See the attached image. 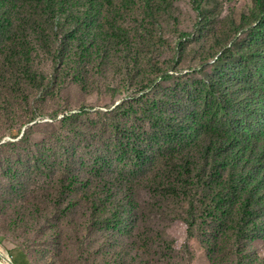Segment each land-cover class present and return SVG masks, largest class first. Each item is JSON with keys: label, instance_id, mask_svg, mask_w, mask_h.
Segmentation results:
<instances>
[{"label": "trees", "instance_id": "1", "mask_svg": "<svg viewBox=\"0 0 264 264\" xmlns=\"http://www.w3.org/2000/svg\"><path fill=\"white\" fill-rule=\"evenodd\" d=\"M176 1L0 0V82L23 96L68 75L83 84L81 73L108 71L115 48L131 40L127 20L138 16L137 32H145L149 21L171 15ZM190 3L203 22L205 0ZM250 18L253 39L225 42L216 60L186 81L141 64L135 48L125 74L129 85L151 89L150 97L109 109L93 131L77 125L79 114L63 117L72 139L62 187L73 204L89 205L93 218L122 233L151 216L182 222L210 264H252L253 245L264 244V0H254ZM136 42L141 46L140 37ZM165 42L166 52L181 58L183 41L174 48ZM175 78L171 89L154 88ZM88 134L95 148L77 158L75 147Z\"/></svg>", "mask_w": 264, "mask_h": 264}, {"label": "rangeland", "instance_id": "2", "mask_svg": "<svg viewBox=\"0 0 264 264\" xmlns=\"http://www.w3.org/2000/svg\"><path fill=\"white\" fill-rule=\"evenodd\" d=\"M173 4L171 15L149 21L145 32H137L138 16L127 20L134 31L131 40L115 48L108 71L96 66L81 73L83 84L68 75L47 88L27 89L23 96L17 85L0 82V264H210L201 241L188 237L184 223L164 224L151 216L122 233L107 228L103 218H93L89 205L73 204L62 187L70 172L65 155L72 139L69 128L61 125L63 117L79 114L77 125L93 131L109 109L130 97L151 96V89L129 85L131 76L125 74V58L131 60L135 48L141 51V64H157L186 81L187 73L200 74L211 65L225 42L241 45L253 39L254 0H205L203 22L190 0ZM179 40L183 55L174 58L162 44L167 41L174 48ZM176 78L158 80L154 88L171 89ZM87 137L75 147L77 158L95 148L94 137ZM253 250L248 258L260 264L264 244L255 243ZM222 264L238 261L230 258Z\"/></svg>", "mask_w": 264, "mask_h": 264}]
</instances>
